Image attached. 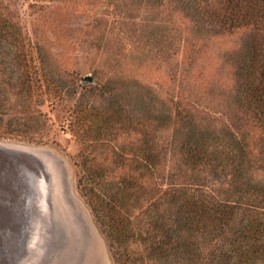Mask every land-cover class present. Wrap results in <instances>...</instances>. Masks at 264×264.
<instances>
[{
  "label": "rangeland",
  "instance_id": "1",
  "mask_svg": "<svg viewBox=\"0 0 264 264\" xmlns=\"http://www.w3.org/2000/svg\"><path fill=\"white\" fill-rule=\"evenodd\" d=\"M198 1L201 15L191 0H0V15L24 32L35 62L40 54L66 88L34 102L17 94L8 85L13 49L0 42V264H116L79 187L78 159L87 151L104 161L112 149L139 150L146 133L148 146L168 154L157 173L165 182L206 184L216 199H235L236 176L184 164L161 119L180 106L199 129L258 133L246 111H235L244 83L237 63L252 33L213 29L209 16L218 23L224 0ZM255 37L264 56V32ZM87 104L82 121L74 120ZM115 106L137 119L136 134L111 127ZM176 123L186 128L185 120ZM254 170L253 180L263 181L264 171ZM209 244L198 235L191 242L198 252Z\"/></svg>",
  "mask_w": 264,
  "mask_h": 264
},
{
  "label": "trees",
  "instance_id": "2",
  "mask_svg": "<svg viewBox=\"0 0 264 264\" xmlns=\"http://www.w3.org/2000/svg\"><path fill=\"white\" fill-rule=\"evenodd\" d=\"M193 2L195 15H201L196 7L199 1ZM221 12L218 23L214 15L209 16L213 29L216 23L229 34L252 33L237 63L244 83L235 100L241 107L235 111L241 109L243 115L246 111L258 133L248 131L244 136L229 126L213 132L199 129L196 118L184 114L180 106H174L175 116L161 119L168 131L172 128V143L184 164L193 170L230 172L232 178L236 176L237 198L218 200L203 191L206 184L185 183V178L184 183L165 182L166 176L157 173L168 154L148 146L147 133L141 139L143 148L112 149L104 161L99 154L83 152L78 159L79 187L113 249L116 264H264V180H253L254 169L264 171V56L255 37L264 32V0H224ZM16 25L0 15V42L13 49L7 59L12 64L8 85L33 102L62 94L66 88L45 70L40 54L39 65L35 62L32 45L29 41L27 45L28 38ZM4 76L1 73L0 87L6 83ZM87 106L74 111V120L82 121ZM115 107L108 118L111 127L120 123L128 136L136 134L137 119ZM177 119L185 120L186 128L182 123L176 127ZM78 125L83 131L85 126ZM257 145L260 156L253 159ZM197 235L211 248L194 250L191 242Z\"/></svg>",
  "mask_w": 264,
  "mask_h": 264
},
{
  "label": "water",
  "instance_id": "3",
  "mask_svg": "<svg viewBox=\"0 0 264 264\" xmlns=\"http://www.w3.org/2000/svg\"><path fill=\"white\" fill-rule=\"evenodd\" d=\"M91 80H92V78L91 77H88V78H86L83 82H84V84H87L88 82H91ZM28 206H29V204H28ZM42 226V225H41ZM45 226V225H44ZM72 226H75V224H72ZM30 227L31 226H29L28 225V228H27V230H29L30 229ZM26 253H29V252H31V248L33 247V243H32V240H31V236H28V240H27V242H26ZM37 248H39V246H37ZM39 250V249H38ZM38 250L36 249V250H33V253H35V252H38ZM21 262H23V259H21L20 261H19V263H21ZM23 264V263H22Z\"/></svg>",
  "mask_w": 264,
  "mask_h": 264
},
{
  "label": "flooded vegetation",
  "instance_id": "4",
  "mask_svg": "<svg viewBox=\"0 0 264 264\" xmlns=\"http://www.w3.org/2000/svg\"><path fill=\"white\" fill-rule=\"evenodd\" d=\"M8 204H9V202H8ZM10 206V205H9Z\"/></svg>",
  "mask_w": 264,
  "mask_h": 264
}]
</instances>
